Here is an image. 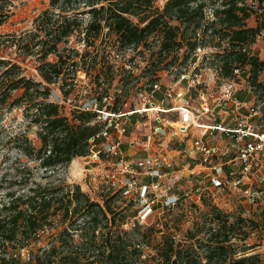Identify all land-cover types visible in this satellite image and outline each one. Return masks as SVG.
Returning <instances> with one entry per match:
<instances>
[{
  "label": "trees",
  "instance_id": "obj_1",
  "mask_svg": "<svg viewBox=\"0 0 264 264\" xmlns=\"http://www.w3.org/2000/svg\"><path fill=\"white\" fill-rule=\"evenodd\" d=\"M158 1L50 0L34 30L0 34V53L14 45L24 59L36 56L41 77H29L0 55V110L23 109L28 121L27 130L13 137L26 161L16 158L0 193V264H263L259 254L246 253L251 248L237 256L233 233L219 240L221 231L199 238L190 232L183 241L177 239L176 219L169 221L172 226L136 221L127 229V219L139 210H132L136 202L126 201L122 189L107 187L96 200L65 177L73 160L88 157L100 144L104 100L113 99L110 110L123 107L111 89L128 72L117 60L126 51H150V64L165 69L183 50L182 62H188L197 49L216 48L223 52L217 53L223 76L249 66L250 85L264 97V61L250 50L264 32V0H166L163 7ZM15 7V0H0V27ZM253 17L256 26H249ZM74 36L85 45L83 52L62 47ZM80 70L91 78L92 89L88 101L76 103L68 116L48 85L61 84L68 100L74 91L70 74ZM123 78L118 83L129 94L134 87ZM34 127L39 146L28 135Z\"/></svg>",
  "mask_w": 264,
  "mask_h": 264
},
{
  "label": "rangeland",
  "instance_id": "obj_2",
  "mask_svg": "<svg viewBox=\"0 0 264 264\" xmlns=\"http://www.w3.org/2000/svg\"><path fill=\"white\" fill-rule=\"evenodd\" d=\"M166 0H159L157 4L163 7ZM16 7L14 8V14L9 18L8 22L0 27V34H16L21 35L24 32L34 30V20L45 10L49 9L50 0H15ZM211 15V12L208 13ZM249 26H256L255 18L249 20ZM16 43V42H15ZM14 44V43H13ZM71 48H76L83 52L85 45L79 41L76 36L69 40V43L63 45ZM142 49V48H141ZM138 51H126V53L120 56L119 66H124L128 71L125 74L118 75L113 88L111 89V95L117 97L119 103H124L123 107L126 110L133 108L138 103V92L147 91L150 89V81L154 77L158 78L156 84L165 86V88H174L175 93H184L187 100V106L190 108L200 105V99L198 94L200 91L208 93L209 96L217 94L221 87L225 85H233L237 92L239 91H251L254 95V101L261 106V112L264 110V97L260 98L261 92H254V89L250 85L249 70L250 67H244L234 72V76L231 78H225L223 76L224 69L217 53H223L216 48H199L196 54L192 55L188 62L184 61L185 50L181 51L179 58L175 64L171 67L161 69V67H154V65L148 61L150 51L141 53ZM252 54L257 55L264 61V32L258 37L256 44L250 49ZM38 51V49H37ZM7 56V59L14 63L20 64L25 69L26 74L41 81V77L37 70L39 61L36 56H29L23 58L20 56V50L16 46L9 47L7 52L0 53ZM176 56V55H173ZM173 56L169 58L172 59ZM53 58L51 57L50 60ZM181 72V73H180ZM123 73V72H122ZM180 73V75H179ZM72 77L69 79V83L72 84L74 91L70 95L68 100H64V95L60 89L59 83L48 85L52 91V99L57 100L60 105H63V111L68 116H71V112L76 103H86L88 96L92 89V82L89 75L83 70H80L74 76V73L70 74ZM123 76L125 83H131L129 86L134 87L129 94H124L121 89V85L118 83L119 78ZM263 74L261 79H263ZM252 98V96H250ZM113 99H105L103 107L100 112H108L111 107ZM176 105H179L174 101ZM174 114V115H172ZM178 112L162 114L164 118L168 120H177ZM27 119L24 116L23 109L4 108L0 110V193L2 187L5 184V175L10 171V167L14 165L16 158H22V162L26 161L24 157L17 151L13 143V137L20 130H27ZM264 123V119H263ZM168 133L164 137L160 138L156 142V148L162 151V148L166 150H175L179 148L181 140L170 139V132L172 128L169 126ZM130 131H136V136L143 137L146 134L144 127L138 128L131 126ZM28 135L33 140L36 146L40 145V142L36 135V128H30ZM129 136H125L122 139L124 154H133L134 150L126 152L128 147ZM111 141V140H110ZM101 142V141H100ZM106 143L107 141H102ZM166 142L167 146H162ZM103 144V143H102ZM102 144L93 146L92 153L88 157H79L73 160L69 168L64 171L67 181L71 184H78L81 186L82 191L87 193L92 199L101 200L104 196V191L107 187H114L116 190L123 189L124 178H131L132 174H123L120 172L116 164L118 163L109 153H105L102 149ZM107 144V143H106ZM96 154V156H95ZM117 162V163H116ZM132 165V164H131ZM117 172V179L112 182L109 178ZM139 181V179H138ZM143 182V181H142ZM149 182V181H146ZM172 185H175L172 182ZM183 186V187H182ZM172 186L175 187L176 193H189L188 197L182 195L181 200L171 207H164L163 198H160V202L156 204L154 214L146 222H139L138 216L127 219L125 228L130 229L131 226L137 221L139 224L146 226V224H152L159 221L163 223L174 221L179 222L176 226L178 230L177 239H185L186 233L192 232L196 234L197 238L204 237L212 231H221L217 238L220 240L223 235H229L233 233L231 245L232 250L237 253V256H243L244 251L246 253L259 254L262 263L264 264V205H252L248 203L245 198L242 197L239 190L234 189L230 183L226 182V185L221 188H210L201 195L193 194V187L187 185ZM165 193V188H160L157 194ZM135 195L137 192H133ZM181 193V194H182ZM126 201H134L136 205L132 207V210L140 208V204L136 198L131 196L127 198L123 195ZM259 206V207H258ZM218 209L222 214H220ZM240 218L247 219V222L242 223ZM169 222L172 226V223ZM227 223V224H226ZM234 229L231 231V227ZM212 230V231H211ZM233 231V232H232ZM223 239V237H222ZM228 246V244H226Z\"/></svg>",
  "mask_w": 264,
  "mask_h": 264
},
{
  "label": "built area",
  "instance_id": "obj_3",
  "mask_svg": "<svg viewBox=\"0 0 264 264\" xmlns=\"http://www.w3.org/2000/svg\"><path fill=\"white\" fill-rule=\"evenodd\" d=\"M162 89L163 86L155 84L150 90L138 92V103L133 108L100 112L99 117L104 128L97 135L100 144L103 143L98 151L102 149L115 158L120 172L132 174V179L124 178L122 190L123 195L134 196L140 204L138 221L146 222L152 217L160 198H163L164 207H171L182 195L189 196V193H176L172 186H191L193 194L199 196L210 188L224 187L227 182L239 190L248 203H261L264 198V113L261 106L255 101L251 105L240 101L233 85H225L211 96L200 91V105L193 108L187 106L184 93H175L170 87L165 88L164 98L157 101L156 94ZM166 100L180 104L174 103L168 109ZM172 112L179 113L174 122L162 116ZM132 125L146 129L140 144L145 156L130 162L124 154L122 139L129 134ZM169 126L172 128L170 139L181 140V143L175 150L162 152L156 149L155 143L168 133ZM196 129L200 135L192 138L189 146H184ZM214 138L218 142L213 145L206 140ZM105 140L107 144L102 142ZM91 142H95V138ZM196 165L205 168L203 175L199 176ZM117 175L114 172L109 177L112 182ZM163 187L165 193L157 194Z\"/></svg>",
  "mask_w": 264,
  "mask_h": 264
},
{
  "label": "crops",
  "instance_id": "obj_4",
  "mask_svg": "<svg viewBox=\"0 0 264 264\" xmlns=\"http://www.w3.org/2000/svg\"><path fill=\"white\" fill-rule=\"evenodd\" d=\"M164 90H165V86H163V89L162 91H159L157 94H156V100L157 101H160L164 98ZM182 92V91H181ZM250 96H252V98H250ZM237 97L239 98L240 101H242L243 103H247V104H253L254 102V95H252L251 91H239L238 94H237ZM166 107L168 109L172 108L174 103L173 101L171 100H166ZM243 112H245V114L247 113L245 109H243ZM173 113V112H172ZM262 113H264V110L262 111ZM174 115V114H172ZM177 119H178V115H177ZM253 122H256V119L252 118L251 119ZM172 122L176 121V120H170ZM233 122V121H232ZM136 131H130L128 136L129 138L127 137L128 139V147L126 149V152H129V151H132L134 150V153L133 154H128V155H125L127 160H129L130 162H133V159H136V158H142L145 156V153L142 151V149L140 148V144H141V141L143 140V137H139V136H136ZM200 135V131L198 129L196 130H192L191 132V135H190V138L186 141V143H184V146H189L190 145V142L192 140V138L194 137H198ZM210 144H216L218 141H217V138H214V139H206ZM162 146H167V143L164 142L162 144ZM158 149V148H156ZM167 149V148H166ZM165 148H162V152H167L169 150H166ZM160 150V149H159ZM161 151V150H160ZM197 173H199V176L203 175L205 173V168H203L201 165H196L195 167ZM227 170V169H226ZM264 205V198L262 200L261 203H259L258 205ZM259 207V206H258Z\"/></svg>",
  "mask_w": 264,
  "mask_h": 264
}]
</instances>
